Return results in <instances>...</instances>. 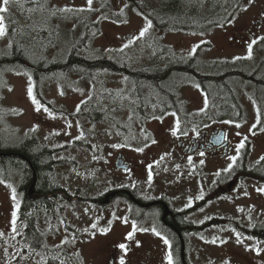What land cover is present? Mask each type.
Instances as JSON below:
<instances>
[{"label":"rangeland","instance_id":"obj_1","mask_svg":"<svg viewBox=\"0 0 264 264\" xmlns=\"http://www.w3.org/2000/svg\"><path fill=\"white\" fill-rule=\"evenodd\" d=\"M33 1L36 0H30ZM43 1L47 5L46 9L37 5L27 9L26 0H9L7 5L0 0V7L6 8L4 13L17 22L14 26L13 21L5 20L7 14L3 13L5 34L0 36L2 53H6L9 34L14 37L22 36L27 27L37 31L46 29L47 20L53 19L63 27L65 34L60 46L52 51L54 57L49 60L61 61L69 49L71 31L77 39L80 33L79 22L85 20L88 15L90 21L98 20V24L95 29H88L90 35L96 36L92 39L90 52L85 55L114 57L119 63L125 61L130 70L151 65L157 43L170 47L182 57H189L194 53V48L196 50L200 45L209 44V47L204 46L198 51V59L231 61L233 64L239 60V68L246 72L256 66L253 63L255 59L263 57L264 21H259L264 20V0H246V6L234 23L213 29L205 35L151 32L134 4L123 0H91V4L88 0ZM160 1L138 0L149 9H155ZM144 29L147 31L141 36L140 33ZM35 34H30V41L36 39ZM254 40L256 43L253 44ZM249 44H252L250 56ZM246 64L248 65L244 68ZM98 79L104 84V88L92 87L88 82L78 79L75 82H61V79L40 82L39 92L42 99L52 108L64 110L67 113L64 115L51 112L36 101L31 78L24 69L6 73L0 79V136L14 144L33 135L39 144L61 149L55 153V161L67 160L73 164H57L53 174L55 180L63 190L85 200L108 190L134 188L138 182L143 184V181H146L152 165H158L157 172L160 173L165 167L164 164L174 165L182 158L180 150L170 148L171 144H175L174 136L177 132L176 118L173 115L160 118V108L154 105L146 111V115L151 118L144 119L141 124L131 120L127 95L130 86L124 77L101 73ZM175 84L185 114L201 120L206 125L205 128L216 124L220 126L217 123V114L207 105L204 94L192 81L177 77ZM29 88L32 90L31 96ZM252 90L250 86L237 85L238 97L246 116L242 123L227 127L230 129V139L250 142L249 160L264 169V131L252 133L257 123V108L251 101ZM36 104H39V109ZM90 108L109 109L114 121L92 124L75 114L79 110L86 111ZM189 134L191 135L190 132L187 135ZM79 139L88 144V150L67 147ZM119 155L128 164L126 170L115 168ZM183 157L184 163H180V166L187 171L192 169L194 159L198 163L196 155ZM211 161L213 163L206 156L199 162H203L207 172L212 174L220 168L226 171L231 164L234 165L231 159ZM10 176V181L0 179V264H43L38 260L30 261L24 256L22 245L17 241L21 224L16 216L13 224L12 213L15 211L17 215L19 178L12 174ZM199 179L198 173L186 178L187 186L196 194H199ZM77 200L78 198L74 200L72 209L65 215L68 222L81 231L92 221L93 211L97 212V209H93L87 202ZM204 216L206 220L219 218L237 221L241 225L243 223V213L239 210L228 211L223 199L210 203L204 210ZM242 226L250 230L248 226ZM119 228L121 229V226L115 227L117 231ZM261 229L264 230V224ZM85 241L86 244L80 243L79 248L90 250V254L94 255L96 247L92 246L95 240L85 238ZM134 247L133 244L131 249ZM186 252L190 264H264V242L241 234L224 224L208 228L200 241L192 243L189 249L187 246ZM85 259L87 260L86 257ZM134 263L129 261V264Z\"/></svg>","mask_w":264,"mask_h":264},{"label":"flooded vegetation","instance_id":"obj_2","mask_svg":"<svg viewBox=\"0 0 264 264\" xmlns=\"http://www.w3.org/2000/svg\"><path fill=\"white\" fill-rule=\"evenodd\" d=\"M30 3V0H26L27 9ZM0 16H3V13H0ZM10 19L12 17L7 14L5 20ZM263 21L261 19L259 23ZM31 33H36L34 35L36 39L32 41H30ZM46 33H57V31H37L27 27L23 34V43L28 48L36 45L38 39H45ZM58 33L61 44L65 33L59 31ZM7 38L9 44L6 51L11 48V39L14 36L9 34ZM72 38H74L73 31L69 37L71 43ZM56 48L51 50L49 58L54 56L52 51ZM262 55V59L253 61L256 66L251 71L246 72L242 68V72L264 80V52ZM239 66H241L239 60L234 61V67L239 69ZM2 71L8 70L5 68ZM242 84L247 85L241 80L235 81L240 113L245 117L246 111L237 93V85ZM251 97L253 105L257 108L256 125H258L260 117H264V99H261L264 97L263 89L253 93ZM212 110L217 114V123L220 126L216 124L205 128L206 125L196 118L187 119L184 124L176 120L175 144H171L170 148L180 150L182 158L174 165L164 164L165 167L160 173L157 172L158 165H152L146 181H143V184L138 182L134 189L108 190L85 200L63 189L51 194H40L35 191L34 185L35 199L32 200L26 195L28 188L24 192H19L18 186L17 193L20 196L16 218L21 224V230L17 241L20 245H24V256L30 261L38 260L43 264H51L48 263L49 261H54L55 264H120L121 259L124 264H129V261H134V264H169V262L190 264L187 258V246L189 249L192 243L200 241L208 228L221 224L264 242V239L259 237L264 234V230L261 229L264 224V191H262L264 169L249 160L250 142L230 139V129L227 125L233 124L221 121L222 112ZM261 130L264 131V128H260L259 131ZM189 132L191 135H187ZM240 143L243 146L239 148ZM183 155L198 157V163L194 159L193 167L189 171L180 166V163H184ZM206 156L210 158L211 163H213L211 160L219 162L234 158L231 159L234 165L231 164L226 171L220 168L212 174L207 172L203 162H199ZM193 173L200 175L197 185L199 194L187 186L186 178ZM111 193L114 195L110 196L108 203L104 205L106 196ZM76 198L77 201L87 202L93 209H97V212L93 211L92 221L81 231L73 227L65 215L69 209H72ZM219 199H223L228 211H241L242 225L248 226L250 230L233 220L219 218L206 220L204 210L210 203ZM24 201L25 204L21 207ZM119 224L122 230L119 228L120 230L117 231L115 227H120ZM129 234H131L130 238ZM85 238L95 240L92 246V248L96 247L94 255L90 254V250L79 248L80 243L86 244ZM165 240L168 241L167 244ZM121 244L126 246V250L119 247ZM133 244L135 247L131 249Z\"/></svg>","mask_w":264,"mask_h":264},{"label":"trees","instance_id":"obj_3","mask_svg":"<svg viewBox=\"0 0 264 264\" xmlns=\"http://www.w3.org/2000/svg\"><path fill=\"white\" fill-rule=\"evenodd\" d=\"M123 1L134 4L151 32H181L196 35H205L213 29L231 25L246 6V0H161L155 9H149L138 0ZM33 5L47 8L43 0L33 1L29 6ZM85 18L79 22L80 33L77 39L72 38L73 41L70 42L63 60L47 59V51L60 45L58 31H61L58 23L48 19L47 27L43 30L57 31V33H46L44 40L38 39V44L29 48L23 43V35L11 39V48L4 54L0 53V72L5 68L12 71L26 70L32 78L33 96L36 101L51 112L62 115L67 113L52 108L40 96L39 85L44 78L56 80L61 77L67 81L75 77L79 81L88 82L92 87L104 88V84L98 79L101 73L122 75L130 86L127 91L130 119L140 124L144 119L150 118L146 116V110L153 105L160 108V117L173 114L180 124L192 118L191 115L185 114L180 106L175 84L177 77H187L195 83L206 96L207 105L221 111L220 120L230 124H240L244 119L237 101L236 80H241L250 86L253 93H258L261 89L264 92L262 78L246 75L242 72V68L237 69L231 61L198 59V51L204 46L209 47V44L200 45L189 57H182L170 47L157 43L152 64L133 70L129 69L125 61L119 63L114 57L86 56L85 54L90 52L92 39L96 36L90 35L88 29H95L98 20L92 22L88 15ZM7 21H13L14 26L17 24L14 19ZM75 114L84 117L92 124L114 121L109 109L90 108L86 111L79 110ZM263 119L264 117H260L259 124L253 128V133L264 128ZM116 127L120 128L118 125ZM67 147L88 150V144L81 139L71 142ZM59 150L61 149H52L39 144L33 135L24 137L14 144L0 136V179L10 181L11 174L18 177L19 192H24L32 182L34 171L35 191L40 194L54 193L61 189L53 175L54 167L57 164L61 166L73 164L72 161L67 160L55 161L54 155ZM24 204L25 201L21 207ZM259 237L264 239V234ZM23 247L24 245H22V253ZM48 263L55 264L54 261Z\"/></svg>","mask_w":264,"mask_h":264},{"label":"snow or ice","instance_id":"obj_4","mask_svg":"<svg viewBox=\"0 0 264 264\" xmlns=\"http://www.w3.org/2000/svg\"><path fill=\"white\" fill-rule=\"evenodd\" d=\"M8 3H9V0H3V4L7 5ZM88 3L91 4V0H88ZM64 10L67 11L68 9H64ZM5 11H6L5 7H0V13H4ZM3 19H4L3 16H0V36H3L5 34V26H4ZM145 31H147V29L142 30L140 35L143 36ZM262 39H264V38H262ZM252 43L254 44V43H256V41L254 40ZM251 48H252V44H249V56L251 54ZM194 51H195V48L193 49V52ZM28 92H29V96H31L32 95L31 88H29ZM33 103L34 104L36 103L35 99H33ZM36 107H37V109H39V107H40L39 104H36ZM237 126H239V125H237ZM173 134H175V133H173ZM242 146L243 145L241 144L239 147H242ZM230 159H234V158H230ZM262 191H264V190H262ZM12 215H13V224H14L15 223L16 212L14 211L12 213ZM130 236H131V234H129V238H130ZM164 242H165V244L168 243L167 240H165ZM119 247L121 249H125L126 250V246L123 245V244H121ZM120 264H124L123 259H121ZM169 264H171V262H169Z\"/></svg>","mask_w":264,"mask_h":264},{"label":"water","instance_id":"obj_5","mask_svg":"<svg viewBox=\"0 0 264 264\" xmlns=\"http://www.w3.org/2000/svg\"><path fill=\"white\" fill-rule=\"evenodd\" d=\"M115 168L116 169H120V170L121 169L125 170L127 168V166L125 164H123V160H122L121 156H118V159H117V161L115 163ZM35 181H36L35 172L33 171V179H32V182H31V184L28 187L27 192H26L28 199H32V200L35 199V197L33 196V188H34V185H35ZM113 195H114V193H111V194L107 195L106 198H105V201L103 202V204L106 205L108 203V201H107L108 198L110 196H113Z\"/></svg>","mask_w":264,"mask_h":264}]
</instances>
